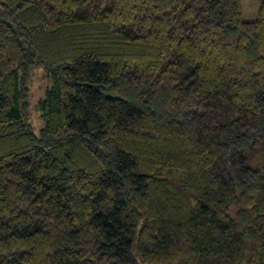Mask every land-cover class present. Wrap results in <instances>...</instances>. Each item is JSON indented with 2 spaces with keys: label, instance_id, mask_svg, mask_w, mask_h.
Instances as JSON below:
<instances>
[{
  "label": "trees",
  "instance_id": "trees-1",
  "mask_svg": "<svg viewBox=\"0 0 264 264\" xmlns=\"http://www.w3.org/2000/svg\"><path fill=\"white\" fill-rule=\"evenodd\" d=\"M242 6L0 0V264H264V0Z\"/></svg>",
  "mask_w": 264,
  "mask_h": 264
},
{
  "label": "rangeland",
  "instance_id": "rangeland-1",
  "mask_svg": "<svg viewBox=\"0 0 264 264\" xmlns=\"http://www.w3.org/2000/svg\"><path fill=\"white\" fill-rule=\"evenodd\" d=\"M262 0H243L242 18L246 21L257 19L259 7ZM51 85V80L47 76L45 69L41 65H34L31 68L29 103L30 110L28 114V123L32 130L39 134L40 129L44 127V120L41 116L37 104L45 95L47 88Z\"/></svg>",
  "mask_w": 264,
  "mask_h": 264
}]
</instances>
